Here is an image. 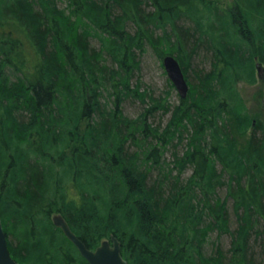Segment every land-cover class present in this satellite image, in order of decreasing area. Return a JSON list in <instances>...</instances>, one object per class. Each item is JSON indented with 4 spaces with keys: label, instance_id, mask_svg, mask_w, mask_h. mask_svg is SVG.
<instances>
[{
    "label": "trees",
    "instance_id": "obj_1",
    "mask_svg": "<svg viewBox=\"0 0 264 264\" xmlns=\"http://www.w3.org/2000/svg\"><path fill=\"white\" fill-rule=\"evenodd\" d=\"M12 21L20 29L0 32V212L18 262L90 264L56 212L92 249L117 236L131 264H264V123L238 88L264 64V0H0V27ZM23 33L36 54L12 84ZM148 48L184 70L175 105L142 84ZM127 98L148 105L132 118ZM153 111L171 113L165 127Z\"/></svg>",
    "mask_w": 264,
    "mask_h": 264
},
{
    "label": "rangeland",
    "instance_id": "obj_2",
    "mask_svg": "<svg viewBox=\"0 0 264 264\" xmlns=\"http://www.w3.org/2000/svg\"><path fill=\"white\" fill-rule=\"evenodd\" d=\"M222 4L233 7L234 0H220ZM59 7L66 8L67 7V0H57ZM7 22L6 20H4ZM3 23L0 27V32L7 29V31L20 29L17 27L14 22L12 21V25L10 26L8 23ZM4 26V27H3ZM22 30V29H21ZM6 34V33H5ZM20 34V33H19ZM27 36V35H26ZM22 34V36L17 40L18 49L14 55V59H16V64L12 63V69H14V74H11L10 81L13 84L19 78L18 75H23L20 72L21 68H31L33 62H30V58H32L33 54V46L31 45L33 41L29 40L27 37ZM95 44V42H94ZM24 49L27 51V55L23 54ZM36 54V53H35ZM34 54V55H35ZM34 58V57H33ZM194 65L198 68H205L209 69L210 64L208 61L203 60V58L199 57L195 60ZM29 71V69H28ZM138 76H136L137 79ZM140 79L142 84H144V88L150 91V93L155 97H166L167 100L172 104L175 105L179 102L180 94L173 84L172 80L168 76L167 70L163 64V61L156 55V53L152 50V48H148V50L141 55V72H140ZM135 79V81H136ZM189 83V81H188ZM15 88V87H14ZM239 91L242 97L245 100V103L249 109V112L254 119V121L261 120L264 123V64H259L257 67V82L249 83L247 81H240L238 83ZM190 89V84H189ZM148 103L143 104L140 100H136L133 98H127L122 104L121 107L124 113L132 118L137 117L140 115L141 112L144 111L145 107ZM171 118V113L168 112L164 114L162 111H153L148 116V123L156 126L161 124V126L165 127L168 120ZM86 121L84 120L81 124V128L86 126ZM251 131V130H250ZM249 136V135H248ZM184 145L176 146H169V150L166 152V158L172 159L173 151H178L180 154L183 153ZM192 173L191 168H187L183 173V177L187 178ZM230 211H231V219H232V227H236V217L232 210V206L229 203ZM53 214H57L54 212ZM52 214V216H53ZM51 216V220L53 221V217ZM216 238V234H213L210 240ZM221 244L223 245L224 249H227L230 246L231 237L229 235H224L221 237ZM213 251V247L210 244L206 246V253L211 254Z\"/></svg>",
    "mask_w": 264,
    "mask_h": 264
},
{
    "label": "water",
    "instance_id": "obj_3",
    "mask_svg": "<svg viewBox=\"0 0 264 264\" xmlns=\"http://www.w3.org/2000/svg\"><path fill=\"white\" fill-rule=\"evenodd\" d=\"M163 64L180 96L183 98L187 97L189 83L179 60L174 54H166L163 57ZM53 220L55 225L63 230L65 235L74 243L81 255L85 257L90 264H131L122 254L121 241L118 237L111 235L110 239L103 240L95 249H92L72 230L67 220L60 213L55 214ZM0 264H21L10 252L1 212Z\"/></svg>",
    "mask_w": 264,
    "mask_h": 264
},
{
    "label": "bare ground",
    "instance_id": "obj_4",
    "mask_svg": "<svg viewBox=\"0 0 264 264\" xmlns=\"http://www.w3.org/2000/svg\"><path fill=\"white\" fill-rule=\"evenodd\" d=\"M215 3V2H214ZM224 7V6H223ZM177 58V57H176ZM184 71V70H183ZM55 215V214H54ZM65 234V233H64ZM115 236V235H114ZM115 237H117V236H115ZM111 238V237H110ZM108 239V238H107ZM119 239V238H118ZM95 249V248H94ZM80 252V251H79Z\"/></svg>",
    "mask_w": 264,
    "mask_h": 264
}]
</instances>
